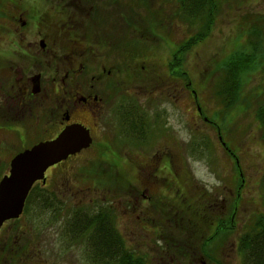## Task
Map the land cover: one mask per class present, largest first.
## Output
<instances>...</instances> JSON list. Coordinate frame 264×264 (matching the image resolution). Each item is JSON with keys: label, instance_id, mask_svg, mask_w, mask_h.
Here are the masks:
<instances>
[{"label": "rangeland", "instance_id": "rangeland-1", "mask_svg": "<svg viewBox=\"0 0 264 264\" xmlns=\"http://www.w3.org/2000/svg\"><path fill=\"white\" fill-rule=\"evenodd\" d=\"M101 2L100 6L108 10L106 22L111 37L116 40L120 38L128 44L127 54L135 49L130 43L138 40L135 30L138 31L139 25L144 22L143 11L154 9L159 13L157 20H154L158 27L159 40L152 45L157 44L152 49L156 55L149 56L144 62L135 59L133 62L122 63L114 55L110 60L112 62L107 63V68L119 66L123 72L112 78L110 85L112 89L120 87L123 90L118 95L123 104L137 108L140 106L141 110L149 112L155 108L160 115L163 111L169 114L166 108H161L171 105L170 115L163 114L164 119L160 117L161 127L158 129L157 138H152L147 144H138L128 138L127 145L119 143L123 149L114 142L119 153L123 156L126 153L130 177L134 175L132 172H137L135 170H138L141 163L150 162L154 167L160 168L159 187L154 191V204L157 208L155 213H151L154 216L147 219L141 216L139 220L137 216L140 213H136L124 218L128 248L140 253L147 259L148 264L207 262L201 253L200 242L207 235H215L214 224H209L210 219L214 223V216L211 218L205 214L209 211L215 215H223L220 219L233 220V223L227 225L230 231L221 234L222 250L218 247L221 250L222 264H243L239 241L257 218L264 216V137L256 115L258 107L264 104V61L245 78L244 88L233 110L222 113L216 93L224 62L235 51L244 49L243 46L249 39L247 32L258 26L259 17L264 19V0H220V10L210 36L185 53L184 57H176L175 48L188 42L197 29L185 20V15L178 7V0ZM5 4L6 0H0V10H4L1 7ZM119 6H125L120 8L124 21L118 17L120 9L116 7ZM177 64H181L182 73L176 68ZM144 65L148 73L155 72L144 73V76L148 74L150 78H154L146 84L137 80L143 74ZM188 85V90L184 91ZM217 112L224 119L227 118L225 128L223 122L219 126L216 121L213 122ZM44 139L49 138H0V182L9 174L15 155ZM107 141L108 138H99L96 147L88 150L79 160L72 161L71 166L76 167L72 176L62 173L60 168L52 171L53 185L56 182L64 184L65 177L73 178L72 204L83 203L87 207L93 198H120L118 193L114 194L113 188L110 195L104 185L94 186L97 182L101 183L100 181L96 182L91 176L80 172L88 161L90 165L99 166L102 162L100 160H104L102 153L106 151ZM227 144L235 152V157L227 154ZM236 160L243 180V187L238 190L237 197L233 185L236 176L233 167ZM166 164L173 167L174 180L162 170ZM132 181L136 182L134 177ZM135 188L141 193L139 186H135L128 189L129 196H132ZM179 189L187 195L191 204L200 205L203 210L202 217H199L202 219L198 218L193 224L190 222L185 229L175 228L168 220L177 216H169L168 209L162 206L166 202L171 203L172 199L168 196L174 198V202L178 198L186 202L185 196H180ZM40 199V190L36 187L23 218L16 225L9 222L0 230V258L6 257L3 252L9 247L12 248L13 255L30 245L35 252L28 251V261L24 257L21 264H94L89 260L86 247L80 242L82 240L73 249L75 252L61 251L57 238L55 243L49 244L48 253H40L45 250L41 248V242L46 236L43 221L40 220L44 214L39 207ZM143 220L148 224L144 225ZM145 226L148 229H143ZM28 239L30 243L26 245ZM178 248L189 256H182L173 262L171 251Z\"/></svg>", "mask_w": 264, "mask_h": 264}, {"label": "flooded vegetation", "instance_id": "flooded-vegetation-1", "mask_svg": "<svg viewBox=\"0 0 264 264\" xmlns=\"http://www.w3.org/2000/svg\"><path fill=\"white\" fill-rule=\"evenodd\" d=\"M101 1L6 0L1 7L4 10H0V138H49L40 140V143L58 138L68 127L81 125L93 140L90 148L51 167L46 173V182L37 183L31 192L30 197L38 187L41 203H44V214L40 220L46 234L41 242V248L45 250L40 253H48L49 244L55 243L57 238L61 251L75 252L73 249L79 245L81 211L88 213L92 224L104 223L107 238L111 237L112 230L119 234L120 245L126 249L124 218L140 213L137 216L139 220L141 216L147 219L154 216L151 213H155L157 208L154 191L159 187L160 168L150 162L141 163L130 177L126 153L125 157L119 153L116 144L127 145L128 138L138 144H147L152 138H157L160 117L164 119L163 114L167 112L160 115L155 108L149 112L141 110L140 106L123 104L118 96L123 90L110 87L112 78L123 72L119 66L108 69L107 63L112 62L114 55L119 63L135 59L144 62L149 56L154 57L156 53L152 49L157 44L152 45L159 40L158 27L155 26L159 13L154 9L143 11L144 22L138 31L135 30L138 40L130 43L135 49L127 54L128 44L111 37L106 22L108 10L100 6ZM122 13L120 9L118 17L124 21ZM142 72L143 77L138 81L146 84L154 80L148 75L153 71L148 73L145 65ZM145 72L148 74L144 76ZM170 106L161 108L168 110V116ZM99 138H108L106 151L102 153L104 160H100L99 166L90 165L88 161L80 172L93 176L96 182L100 181L94 186L104 185L110 195L113 188L114 194L118 193L120 198H93L87 207L83 203L72 204L73 178L65 177L64 184L56 182L53 185L52 171L60 168L62 173L72 176L76 171V167L71 166L72 161L79 160L96 147ZM162 170L173 179V167L166 164ZM133 177L136 182L132 181ZM135 186H139L141 193L135 188L129 196L128 189ZM168 197L172 199L171 203L166 202L162 206L168 209L169 216L174 217V198ZM27 204L28 201L24 213ZM23 215L9 222L16 225ZM143 222L148 224L146 220ZM143 229H148V226ZM29 243L28 239L26 245ZM109 244L107 250L111 252ZM28 248H23L26 254L35 252L30 245Z\"/></svg>", "mask_w": 264, "mask_h": 264}, {"label": "trees", "instance_id": "trees-1", "mask_svg": "<svg viewBox=\"0 0 264 264\" xmlns=\"http://www.w3.org/2000/svg\"><path fill=\"white\" fill-rule=\"evenodd\" d=\"M220 6V0H178V7L185 15V20L197 30L188 42H184L175 48L176 57H179L178 55L184 57L185 53L204 42L210 36ZM176 16L178 17V14H176ZM259 18L260 20H258L260 22H258V26L247 32L249 39L243 46L244 49L235 51V53L223 64L224 67H222L221 70V79L218 83L216 93L219 99L218 104L221 105L223 110L222 113L231 111L235 108L239 95L244 88L245 78L264 61V19H261L262 17ZM176 68L182 73L181 64H177ZM182 76L183 75H181V77ZM256 115H258V121L262 126L264 137V104L258 107ZM226 120L227 118L224 119L218 112L213 118V122L215 123L216 121L217 126L223 122L224 128L226 126ZM227 149V154L235 157V152L229 147V144H227ZM238 165L236 160L233 167L236 173L233 183L236 197L239 194L238 190L243 187L242 174ZM91 179H94L93 176H91ZM179 191L180 196L182 195L183 198L185 196V199H187V195L183 193L182 189H179ZM30 198L31 197H29L28 205L31 202ZM180 199L182 201L184 200L178 198L175 201V217H177L173 219L171 223L175 225L177 229H185L189 226L188 224H190V222L193 224L199 217H202L201 211L203 212V210L200 205L191 204L189 198L186 202L184 200V203ZM39 207L44 211V203H40ZM205 214L211 216V218L214 216V223L213 220H208L209 224H214L213 233H215V235L211 234L212 236L207 235V237L201 238V253L203 257L206 258L208 264H222L220 260L223 244L221 234L230 231L227 225L233 223V220L232 218H230V220H226L225 218L220 219L223 215H215L209 211ZM90 218L87 212L81 211L79 215L80 227L78 239L79 241L82 240L80 242L86 247L87 256L94 264H148L147 259L137 251H131L128 246L124 249V247L120 245L119 234L114 230L111 232V237L107 238L104 232V223L102 222L99 225L92 224ZM191 240L196 241V239ZM187 242L188 241H185V243ZM108 244L111 248V252L107 250ZM218 246L221 247V250ZM120 247H122L121 251ZM11 251L12 248L9 247L8 250L3 252L6 257L3 258L2 256V258H0V264H5V262L7 264H21L22 258L24 257H27L28 261V254H25L23 249L20 252H15L13 255ZM171 252L172 256L170 257L173 262L175 259L179 260L182 256H189L183 253L180 248ZM239 252L243 264H264V216L258 217L257 221L243 234L239 241Z\"/></svg>", "mask_w": 264, "mask_h": 264}, {"label": "water", "instance_id": "water-1", "mask_svg": "<svg viewBox=\"0 0 264 264\" xmlns=\"http://www.w3.org/2000/svg\"><path fill=\"white\" fill-rule=\"evenodd\" d=\"M93 140L81 125L68 127L58 138L40 142L14 157L10 172L0 182V229L19 219L35 184L46 182V172L83 150Z\"/></svg>", "mask_w": 264, "mask_h": 264}]
</instances>
